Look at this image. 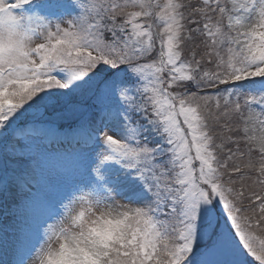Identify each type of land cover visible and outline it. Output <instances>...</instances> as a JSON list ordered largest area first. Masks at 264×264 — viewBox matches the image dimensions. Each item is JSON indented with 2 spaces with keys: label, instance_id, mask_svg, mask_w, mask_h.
Masks as SVG:
<instances>
[{
  "label": "snow or ice",
  "instance_id": "6c2138e0",
  "mask_svg": "<svg viewBox=\"0 0 264 264\" xmlns=\"http://www.w3.org/2000/svg\"><path fill=\"white\" fill-rule=\"evenodd\" d=\"M0 264H264V0H0Z\"/></svg>",
  "mask_w": 264,
  "mask_h": 264
},
{
  "label": "rangeland",
  "instance_id": "374dc122",
  "mask_svg": "<svg viewBox=\"0 0 264 264\" xmlns=\"http://www.w3.org/2000/svg\"><path fill=\"white\" fill-rule=\"evenodd\" d=\"M40 209L38 208L37 211H39Z\"/></svg>",
  "mask_w": 264,
  "mask_h": 264
}]
</instances>
